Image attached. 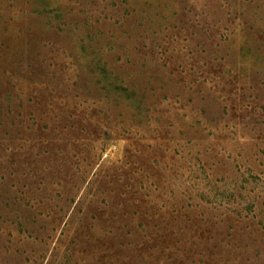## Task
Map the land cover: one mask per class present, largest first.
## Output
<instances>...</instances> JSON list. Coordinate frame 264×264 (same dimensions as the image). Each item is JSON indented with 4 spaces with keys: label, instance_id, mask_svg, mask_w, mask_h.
Listing matches in <instances>:
<instances>
[{
    "label": "rangeland",
    "instance_id": "obj_1",
    "mask_svg": "<svg viewBox=\"0 0 264 264\" xmlns=\"http://www.w3.org/2000/svg\"><path fill=\"white\" fill-rule=\"evenodd\" d=\"M0 264H264V0H0Z\"/></svg>",
    "mask_w": 264,
    "mask_h": 264
}]
</instances>
